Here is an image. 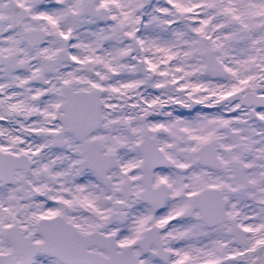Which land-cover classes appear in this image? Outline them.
<instances>
[{"label": "snow or ice", "instance_id": "1", "mask_svg": "<svg viewBox=\"0 0 264 264\" xmlns=\"http://www.w3.org/2000/svg\"><path fill=\"white\" fill-rule=\"evenodd\" d=\"M0 264H264V0H0Z\"/></svg>", "mask_w": 264, "mask_h": 264}]
</instances>
